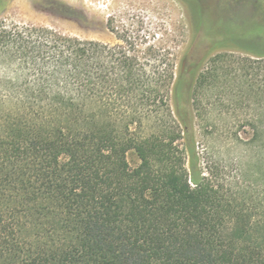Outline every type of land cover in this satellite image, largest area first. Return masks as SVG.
I'll use <instances>...</instances> for the list:
<instances>
[{"label":"trees","instance_id":"16d2710c","mask_svg":"<svg viewBox=\"0 0 264 264\" xmlns=\"http://www.w3.org/2000/svg\"><path fill=\"white\" fill-rule=\"evenodd\" d=\"M246 53L199 72L0 21V264H264V161L213 181L190 116L232 77L264 132V45Z\"/></svg>","mask_w":264,"mask_h":264},{"label":"rangeland","instance_id":"374dc122","mask_svg":"<svg viewBox=\"0 0 264 264\" xmlns=\"http://www.w3.org/2000/svg\"><path fill=\"white\" fill-rule=\"evenodd\" d=\"M0 21L141 51L154 45L175 67L186 56L203 60L199 72L219 53L234 57L226 69L244 66L246 49L264 45V0H0ZM230 79L198 92L190 108L201 170L216 182L264 161V132L254 138L248 123L256 107ZM127 159L138 164L133 152Z\"/></svg>","mask_w":264,"mask_h":264}]
</instances>
